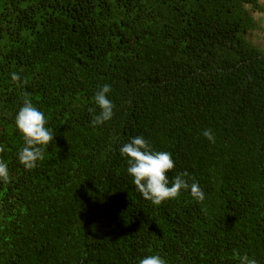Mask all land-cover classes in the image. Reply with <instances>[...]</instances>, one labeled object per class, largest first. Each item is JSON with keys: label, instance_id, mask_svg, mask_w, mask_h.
Segmentation results:
<instances>
[{"label": "trees", "instance_id": "16d2710c", "mask_svg": "<svg viewBox=\"0 0 264 264\" xmlns=\"http://www.w3.org/2000/svg\"><path fill=\"white\" fill-rule=\"evenodd\" d=\"M258 0H0V264H264V55ZM20 82L11 81V73ZM27 83H24V81ZM108 84L113 117L93 126ZM29 94L54 139L26 169ZM95 109V111H91ZM211 129L215 143L202 135ZM171 153L189 190L142 198L120 148Z\"/></svg>", "mask_w": 264, "mask_h": 264}, {"label": "clouds", "instance_id": "9594fccd", "mask_svg": "<svg viewBox=\"0 0 264 264\" xmlns=\"http://www.w3.org/2000/svg\"><path fill=\"white\" fill-rule=\"evenodd\" d=\"M11 81L19 83L20 76L16 72L11 73ZM24 83L27 81L25 80ZM110 91L111 86L105 84L94 96L95 104L100 112L93 117L91 121L93 126L100 125L113 117L115 105L107 98ZM14 123L24 141V146L18 153L19 163L26 169L35 168L38 161L45 159V149L53 142L55 135L53 130L47 127L48 120L44 112L33 105L29 94L24 95L22 107L19 108ZM202 135L215 143V136L211 129H205ZM4 151V146L0 145V153ZM120 154L127 158V173L132 178L135 188L143 199L150 201L153 205L158 206L165 201L175 199L182 190L189 189L197 201H203L205 198L198 183L189 184L186 181V172L173 176L170 181L168 174L176 168L171 153L153 150L143 137L132 138L120 148ZM9 180L8 165L0 159V181L7 183ZM237 256L240 264H256V261L247 255L240 256L237 253ZM139 264H166V262L159 255H148L140 259Z\"/></svg>", "mask_w": 264, "mask_h": 264}, {"label": "rangeland", "instance_id": "374dc122", "mask_svg": "<svg viewBox=\"0 0 264 264\" xmlns=\"http://www.w3.org/2000/svg\"><path fill=\"white\" fill-rule=\"evenodd\" d=\"M261 6L260 12L254 13L253 18L256 23L255 32L250 33L248 40L259 49L264 55V0H258Z\"/></svg>", "mask_w": 264, "mask_h": 264}]
</instances>
